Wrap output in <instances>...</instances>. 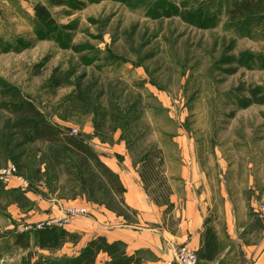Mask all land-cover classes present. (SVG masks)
Returning <instances> with one entry per match:
<instances>
[{"label": "rangeland", "instance_id": "1", "mask_svg": "<svg viewBox=\"0 0 264 264\" xmlns=\"http://www.w3.org/2000/svg\"><path fill=\"white\" fill-rule=\"evenodd\" d=\"M232 1L0 0V85L16 87L51 124L92 149L111 156L114 142L122 144L140 179L149 153L156 176L141 181L150 200L162 203L160 185L170 189L166 163L194 159L205 168L198 190L225 195L260 222L253 205L264 199H253L250 180H264V16L231 21ZM36 5L53 21L37 19ZM12 123L0 108V169L12 165L25 181H0V264L78 254V234L58 249L35 244L34 230L53 219V203L87 207V217L70 221L85 228L107 223L102 210L136 220L89 159L61 142H26ZM168 205L162 220L175 232ZM18 233L28 236V248L14 244ZM248 239L264 241L263 230Z\"/></svg>", "mask_w": 264, "mask_h": 264}, {"label": "crops", "instance_id": "2", "mask_svg": "<svg viewBox=\"0 0 264 264\" xmlns=\"http://www.w3.org/2000/svg\"><path fill=\"white\" fill-rule=\"evenodd\" d=\"M93 150L100 154L104 164L118 176L125 189V205L137 213L135 221H128L125 215L115 210L114 213L102 210L100 215L107 223L97 226L95 222L91 228L70 222L64 229L79 235L80 249L100 235L109 242L121 243L128 255L139 257L141 252H147L149 257H140L138 264H162L172 257L173 250L180 244L195 249L201 264H244L251 256L256 258L253 264H264V241L248 239L250 234L256 237L261 235L260 222L245 210L234 209L225 195H221L223 199H218L205 196V188L198 190L196 182L201 176L204 179L202 169L205 168L194 159L164 165L170 189L166 201L157 204L144 192L138 162L132 161L126 147L114 142V154L111 156L96 147ZM243 167L250 169L249 165ZM250 185L253 199H264V180L255 178L253 183L252 179ZM58 204H50V219L61 215L60 207L64 205ZM168 204L173 206V213L178 220L175 232L169 231L162 220L163 210Z\"/></svg>", "mask_w": 264, "mask_h": 264}, {"label": "trees", "instance_id": "3", "mask_svg": "<svg viewBox=\"0 0 264 264\" xmlns=\"http://www.w3.org/2000/svg\"><path fill=\"white\" fill-rule=\"evenodd\" d=\"M35 14L37 19L41 21H53L49 10L43 5L35 6ZM257 15L264 16V0H233L227 10L228 19L231 21H240ZM0 86L2 87L0 108L12 114V126L24 141L61 142L64 149L69 148L89 159L95 168L106 176L108 183L116 193L125 191L118 176L104 164L99 155L87 143L72 135L65 134L61 129L51 124L33 102L23 96L16 87L5 83ZM140 164H142L141 179L147 183L149 178L156 176L155 165L152 163L149 153L143 156ZM160 187V190L166 191L163 194V202L166 201L168 189H164L162 185ZM158 202L156 200V203ZM34 231L35 244L40 249H58L73 235L64 228L57 226H43ZM14 244L24 249L28 248V236L25 233H18L15 235ZM123 249L121 243L109 242L104 236L99 235L88 241L78 254L71 258L57 261L43 260L37 264H97V258L101 253L107 255L109 259L100 264L139 263L135 254L128 255Z\"/></svg>", "mask_w": 264, "mask_h": 264}, {"label": "built area", "instance_id": "4", "mask_svg": "<svg viewBox=\"0 0 264 264\" xmlns=\"http://www.w3.org/2000/svg\"><path fill=\"white\" fill-rule=\"evenodd\" d=\"M71 133H76V129L72 128ZM14 179L19 180L25 184L24 180L16 174L15 167L8 165L5 168L0 169V181L5 184H9ZM253 212L255 216L260 220L262 224V230L264 234V202H256L253 205ZM89 210L85 206H67L62 208L60 216L53 218L52 220L40 223L37 228L43 226H57L63 227L68 224L72 219L77 217H87ZM162 264H201L198 253L195 249L186 244L178 245L172 252L170 259L164 260ZM244 264H252L251 260H246Z\"/></svg>", "mask_w": 264, "mask_h": 264}]
</instances>
